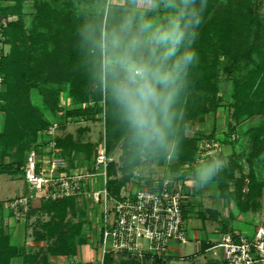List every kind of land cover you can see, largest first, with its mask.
I'll list each match as a JSON object with an SVG mask.
<instances>
[{"label": "trees", "instance_id": "trees-1", "mask_svg": "<svg viewBox=\"0 0 264 264\" xmlns=\"http://www.w3.org/2000/svg\"><path fill=\"white\" fill-rule=\"evenodd\" d=\"M258 1L264 2V0H208L198 38L194 42L199 61L191 72V84L184 104L189 126L204 122L209 113H216L221 109V98L217 92L218 76L223 71L231 77L234 87L232 103L229 105V110L232 111L231 121L238 125L253 116L264 117V19L258 11ZM5 2H12L14 6H0V14L16 15L21 13L20 8L26 0ZM104 7L107 15L108 8L106 9V5ZM36 10L38 11L33 18L34 27L28 38L23 31L22 22L11 23L9 28L2 31L7 43L14 45V48L11 58L0 60L2 77L0 115L5 117L4 128L0 133V175H13L16 172L13 170L14 166L22 169L32 148L42 151L44 145L41 144V135L50 126L46 112L52 113L55 119L61 122L62 118L58 115L57 109L58 97L60 93L68 90L70 99L77 107L67 110L66 118L78 119L83 114L100 113L99 104L102 100L105 102L106 154L108 158H112L116 147L122 143L127 159L124 168L119 169L112 161L107 170L109 177L107 189L113 197H118L128 181L123 175L119 178V170L123 171V174L129 170L133 171L140 163L141 157L129 150L128 133L116 118L108 93L90 80L83 87V80L88 78L80 65L74 38L83 20L82 13L93 10L92 0H54L52 4L40 1L37 2ZM52 34L55 38L53 41L50 38ZM34 90L40 95L38 102L32 98ZM89 100L95 102L93 110L85 111L78 108ZM233 123L229 124V132L235 130ZM249 135L251 152L248 154L241 146L235 144V154L229 159V168H226L221 174L222 177L217 179L220 198L225 200L235 198L239 211L244 214L256 212L260 208L264 191V121L251 130ZM55 139L57 148L69 162L76 161L74 156L70 157L71 151L81 153L91 147L89 144L76 142L73 136L66 138L56 136ZM197 143L194 137L186 136L182 148L175 144L171 156L174 164L170 173L179 174L177 179L186 180L187 177L181 170L196 159ZM164 154L156 155L159 157ZM5 160L11 162L6 163ZM160 160L164 161L165 156ZM242 162H249L251 165L247 177L243 176ZM253 163H257L258 169L262 172L260 179L256 177ZM234 170L242 173L241 176H236ZM245 180H249L247 194L242 192ZM146 185L150 187L152 180H148ZM73 200L65 199L42 204L41 210L61 219V222L53 220L44 224L50 238L57 235L58 241L54 246H49L42 255L27 256L22 264H49L48 255L78 254L79 246L85 244L84 238L77 240L81 235L80 229L76 234L65 235L66 231L63 228L66 227L64 221L67 209L74 205ZM211 213L216 217L214 212ZM184 215L186 217L187 208ZM36 239L42 242L49 237L41 235ZM20 250L11 244L3 204L0 203V264H13V261L20 257ZM106 264H112V260L108 258ZM119 264L141 263L135 260H121ZM144 264L151 263L146 261ZM152 264L165 262L155 260Z\"/></svg>", "mask_w": 264, "mask_h": 264}, {"label": "clouds", "instance_id": "clouds-1", "mask_svg": "<svg viewBox=\"0 0 264 264\" xmlns=\"http://www.w3.org/2000/svg\"><path fill=\"white\" fill-rule=\"evenodd\" d=\"M92 0L82 13L74 46L90 80L109 95L125 127L129 150L138 157L182 148L188 134L184 104L199 55V35L208 0H121L119 8ZM99 5L98 11L97 6ZM220 154L194 167L190 186H212L228 167Z\"/></svg>", "mask_w": 264, "mask_h": 264}, {"label": "rangeland", "instance_id": "rangeland-1", "mask_svg": "<svg viewBox=\"0 0 264 264\" xmlns=\"http://www.w3.org/2000/svg\"><path fill=\"white\" fill-rule=\"evenodd\" d=\"M45 1L48 3H53L54 0H26V2L20 8V14L16 15H2L0 14V60L3 58H11L13 56V48L14 45L8 44L6 37L3 36L2 31L9 28L11 23L14 22H22L23 31L25 32L27 38L28 35L31 34V30L34 27L33 18L37 14L36 5L37 2ZM53 1V2H52ZM121 0H108V4L106 5V9L110 6H120ZM0 6H14L12 2H5V0H0ZM99 6H97L98 11ZM260 16L264 19V2L258 1L257 5ZM51 40L53 41L54 34L51 35ZM50 40V41H51ZM2 77H0V87H1ZM69 89V87H68ZM233 81L231 77L226 72H221L218 76V92L217 95L221 98L220 105L222 106L219 111L216 113H209L204 122L195 123V125L189 126L188 134L189 137H194L197 140V149L196 159L193 162L185 165L181 173L186 178V180L177 179L179 174H171L172 165L174 164V160L171 159V156L175 149V143L172 144L171 148L167 150L164 154L165 160L162 161L160 158H164V156L153 155L150 157H141L140 163L132 170L126 171L124 174L123 171L119 170V178L120 176H125L128 181L127 185L130 186L131 190H139L145 186H147V181L152 180L161 181V179H169L177 183V186H180L186 191L189 196L187 199V203L189 206L188 214L190 215L189 221L187 222L188 231L193 227L198 225L199 215L201 217L207 218L208 221L212 223H216L214 221L213 214H209L210 210H216L218 208L222 211V204L227 208L225 212L226 219H229L233 222V225L236 229L243 231L244 233L251 231L254 226L260 223V219L264 218V193L262 194L261 203H262V211L261 213L256 214H244L239 211L238 203L236 199L225 200L222 201L220 198L218 188H219V180L210 186L203 189H194L190 186L189 178L192 175V169L196 167L197 164L203 162L206 158H209L215 154H220L223 157L229 159L233 154H235L234 145L238 144L241 146L242 150H245L248 154L251 152L252 145L249 139V133L251 130L256 128L261 122L264 121L263 116H253L252 118L243 121L241 124H234L231 121L232 111L229 109V105L232 103L233 97ZM32 98L35 102L40 101V95L37 90L33 91ZM104 99V96H103ZM58 105L57 109L59 110L58 115L62 118L61 122H58L57 119L50 112H46V118L50 121V126L55 124L58 126L56 131V136H60L61 138H66L67 136H73V139L76 142H81L83 144H89L90 149L88 151L78 153L76 151H71L70 157L73 156L78 161L79 169L89 168V163L92 162L93 157L96 155L97 149L100 145L104 144L105 149L107 150L106 143V135H105V102L102 100L99 104V108H101L100 113L95 114H83L78 119L66 118L65 112L67 110H72L76 108L70 99L68 90L66 92L60 93L58 97ZM95 106V102L93 100H89L87 103H84L78 108H82L81 110H93ZM92 117V118H91ZM4 115H0V133H2L4 128ZM233 123L235 126V130L233 132H229V124ZM45 152L38 150L37 151V163L38 169L41 165L42 157H44ZM108 157V156H107ZM111 162H115L116 166L120 168H124L126 155H124V149L122 147V143L119 144L113 155L111 156ZM78 158V159H77ZM6 163H10L11 160H5ZM89 162V163H88ZM163 162V163H162ZM70 168L72 170L75 168L74 162L70 161ZM244 166L243 176L247 177L250 173V163L242 162ZM256 171L257 179L261 178V171L258 169V164L253 163ZM229 168V165L228 167ZM13 175H0V203H4L5 207L10 206L13 200L17 195L23 194L24 189L25 193L23 196L29 195L26 194V191L29 192L27 186H25V180L22 169H17L16 166L13 168ZM19 170V171H17ZM235 171V170H234ZM236 176H241L238 170L235 171ZM222 177V176H221ZM237 178V177H236ZM232 183V182H230ZM229 183V185H230ZM89 184V183H86ZM126 185V186H127ZM249 180H245L243 186V194H247L248 192ZM232 187V186H231ZM100 188L99 190H102ZM21 197V196H19ZM11 199L13 201H11ZM65 199H74V205L68 207L67 209V217L64 221L66 227L64 230L66 231L64 234L70 235L71 233L76 234V232L80 229L81 235L78 236L77 240L80 238L85 239V244L79 246L78 254L76 256L70 255H60V256H50L48 255V263L49 264H92L93 261L97 258V246L92 245L95 235L99 233L101 228V220L100 214L102 212V208L95 203L92 195L89 194V191L81 192L80 194L72 195L69 192V195L62 198H50L46 199L44 194L41 196L35 197L34 200L30 201L28 205L24 207L22 210V214L20 216H16L11 211V219H13V226L16 228H20V233L22 237V249L20 250V257L13 261V264L19 262L18 264H22L25 258L29 255L39 254L42 255L46 253V249L50 246H54L58 241V236L50 238V234L47 233L44 229V224L50 221H60L56 215L49 213L47 211H43L40 209L42 204L45 202H56ZM219 204V205H218ZM214 208V209H213ZM11 210V209H10ZM217 211V210H216ZM221 216V213H219ZM54 217V218H53ZM200 217V218H201ZM209 217V218H208ZM242 217V218H241ZM210 222H205L203 229V233L211 235L213 231V224ZM198 229V228H197ZM231 230V229H230ZM230 230H225L228 232ZM44 235L49 237L42 242L37 241V236ZM247 235V234H244ZM250 235V234H248ZM15 243V242H14ZM190 243V241H189ZM179 246L178 244L172 245L173 248H179L185 253L188 251H193V244ZM33 244V245H32ZM174 252V251H173ZM171 252L170 257L167 259V264H187L180 262V259L177 257L176 252ZM211 254L208 255V259H210ZM24 258V259H23ZM112 264H119L120 261L117 259H113ZM188 262V261H187ZM190 264V263H188Z\"/></svg>", "mask_w": 264, "mask_h": 264}, {"label": "built area", "instance_id": "built-area-1", "mask_svg": "<svg viewBox=\"0 0 264 264\" xmlns=\"http://www.w3.org/2000/svg\"><path fill=\"white\" fill-rule=\"evenodd\" d=\"M53 124L41 135V165L38 169L37 151L32 148L22 168L29 195L18 197L9 208L16 216L35 197L44 194L46 199L62 198L89 191L95 203L102 208L101 228L92 245L97 246V258L93 264H106L109 258L135 260L144 264L155 260L166 262L173 251L172 245H187L189 242L184 211L188 194L172 180L155 181L150 187L131 190L125 186L118 197H113L107 184V170L111 159L107 157L104 144L97 149L89 168H70L69 160L56 146V131ZM89 183V184H86ZM103 188L102 190H99ZM222 250L221 264H264V227L257 228L252 235L221 236L220 243L213 247Z\"/></svg>", "mask_w": 264, "mask_h": 264}, {"label": "crops", "instance_id": "crops-1", "mask_svg": "<svg viewBox=\"0 0 264 264\" xmlns=\"http://www.w3.org/2000/svg\"><path fill=\"white\" fill-rule=\"evenodd\" d=\"M25 186H26V184H25ZM24 193H25V189H24ZM24 193L17 195L15 198H13V200L19 196H23ZM28 193L29 192L26 191V194H28ZM263 193H264V191H263ZM13 200L11 199V201H13ZM261 200H260V208L256 212H250L247 214L253 215L256 213H261V211L263 209ZM222 201H224V199H222ZM2 204H3V213H4L5 224H6V227L11 234V244L18 247L19 249H22L23 248L22 247V237H21L22 235L20 233V228H16L15 226H13L14 220L10 218L11 217V210H10L9 206L5 207L4 206L5 204L4 203H2ZM189 206L190 205L187 204V207H186L187 208V215H186L185 219L187 222L189 221L190 215H192V214H190V215L188 214ZM218 208H215L217 211L216 210H210L209 211L210 215H211V212H214L216 214V217H214V218H212V216H211V219H214V221L216 220L215 224L208 221L206 216L204 217V219H202V217L201 218L199 217L198 225H196V227H194V229L192 227L190 229V231H188L189 241H190V243L193 244V247H194L193 251H188V253H185L184 251H182L179 248L173 249V251L177 253V255H178L177 257L180 259V262L187 263V264L188 263H190V264H221L222 263V250L217 248L216 251L218 252L219 257H214L213 256L214 251L212 250V248L217 246L220 243L221 236L223 234L230 233L233 235H242V234L252 235L257 228L264 227V218H262V219H260V223L256 226H254V228L251 231H249V233L248 232L244 233L243 231L236 229L233 225V222H231L229 219H226V217L223 216V215H225V212L227 209L223 204H222V208H221L222 211ZM219 213H221V216H219ZM205 222H210L213 224V227H212L213 231H212L211 235H208V234L204 235V233H203V229H205V226H204ZM226 229L227 230L231 229V230L228 232H225ZM209 254H211L210 259H208ZM18 263L19 262H16L15 264H18ZM92 264H93V262H92ZM165 264H167V262H165Z\"/></svg>", "mask_w": 264, "mask_h": 264}]
</instances>
